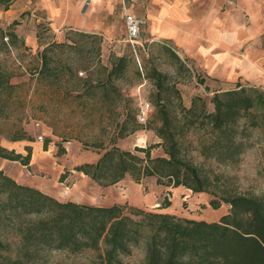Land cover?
Instances as JSON below:
<instances>
[{
  "label": "trees",
  "instance_id": "16d2710c",
  "mask_svg": "<svg viewBox=\"0 0 264 264\" xmlns=\"http://www.w3.org/2000/svg\"><path fill=\"white\" fill-rule=\"evenodd\" d=\"M13 1L0 0V5L6 9ZM14 24L16 20L5 29L0 24V51L7 50L8 45H14L19 38L11 29ZM78 34L97 43L90 50L97 57L94 69L102 67L105 71L101 82L97 79L93 83L91 75L83 80L84 85H90L86 94H97L104 111L110 115L121 102L124 119L114 129L109 148H104L102 141L92 142L94 148L104 149L97 161L79 164L73 170L103 186L116 184L126 174L137 183L154 176L157 184L208 193L210 207L219 208L226 203L228 211L218 220L207 221L132 208V215H140L135 219L119 204L60 201L36 187L17 182L0 169V264H44L49 250L80 252L101 246H104L103 264H131L121 257L130 255L132 247L143 236L145 260L138 264H264V194L241 192L234 176L217 171L211 164L235 166L248 146L249 130L255 127L264 130V88L237 82L232 88L215 91L210 98L213 109L209 110L201 96H194L189 106L184 105L175 80L156 68L149 69L146 77L155 89L150 95L154 110L152 118L146 121L147 128L154 130L159 141L135 146L134 150L123 149L116 145V139L141 128L137 122L140 106H131L130 100L113 82L125 78L130 59L125 55L112 56L107 69L100 63L102 38ZM63 44L46 43L40 53V70L50 69L47 63L52 58L47 53L53 46ZM10 77L8 69L0 62L1 116L5 111L4 94L13 85ZM77 81L82 80L77 78ZM193 130L207 132L196 145L188 139ZM8 139L32 141L24 131ZM153 147L161 148L163 154L152 156ZM32 148L25 145L23 155L0 145V157L29 166ZM192 151L202 158L200 163L194 160ZM65 175L66 172L60 175V181ZM169 205L165 199L160 207ZM8 226L21 239L13 256L2 237L8 232Z\"/></svg>",
  "mask_w": 264,
  "mask_h": 264
},
{
  "label": "rangeland",
  "instance_id": "374dc122",
  "mask_svg": "<svg viewBox=\"0 0 264 264\" xmlns=\"http://www.w3.org/2000/svg\"><path fill=\"white\" fill-rule=\"evenodd\" d=\"M37 1L19 0L18 4L32 8ZM150 1L133 0L128 5V2L124 0L127 6L126 12L131 13L134 9L136 12L132 11L133 14L142 16L139 7L146 6ZM190 3L195 10L203 8L200 0H190ZM139 4L141 5L137 8ZM29 8L18 19H34L31 15L33 8L31 10ZM115 8L113 12H107L109 18L112 17L109 20H106L105 14L102 16L100 13L95 14L93 19L101 21L102 28L93 27L87 32L70 29L63 25L58 30L52 29L45 18L40 19L36 23L37 46L29 47L22 44V38H17L14 45L9 44L7 50L0 51V62L8 69L11 75L10 83L13 84L4 94L5 111L3 116L0 115V140L10 141L8 136L24 131L32 141H23L27 142V146H32V153L33 151L35 153L34 164L29 166L0 157V169L17 182L36 187L60 201L71 200L105 206L119 204L123 206L126 214L135 219H138L140 215H132L130 212L132 208L159 212L158 208H161V204L166 199L174 210L171 214L197 220H218L222 214L227 213L228 207L226 212L221 214L223 211L219 209L221 206L212 208L209 201L204 205L191 204L190 198L184 201V195L176 205L169 200L172 196L171 189L165 190L167 187L165 184H157L154 176L145 177L139 184L142 185L143 191H149L150 195H155L154 200L158 204L136 206L128 200L118 198L119 194L124 196L126 186L115 190L112 188L117 183L108 186L99 185L82 172L73 170L79 164L97 161L104 149L94 148L91 146L92 142L102 141L104 148H109L114 129L124 119V108L121 102L114 107V112L110 115L104 111L97 94L96 96L86 94L90 85H84L83 80L91 75L93 83H96L97 79L101 82L104 78L102 72L105 71L102 67L98 69L99 71L94 69L97 57L90 50L96 47L97 43L78 32L94 34L102 38L100 63L107 69L111 65L112 56L125 55L130 59L125 78L115 79L113 82L130 100L131 106L141 107L145 103L151 105L147 120L152 118L154 110L150 95L155 89L146 77L147 71L152 68L170 75L175 80L176 86L181 91L183 104L186 106L190 105L194 96H201L206 102L207 109L211 110L213 105L210 103V98L213 93L232 88L237 82L264 88L244 77L230 82L224 78L208 76L191 61L180 57L179 50L169 41L150 39L153 37L149 36L147 22L142 25L143 29L140 33L142 45H133L128 41L124 14L121 17L117 14L119 4ZM218 11L222 20L237 17L248 22L247 9L239 8L234 0H221ZM35 15L41 17V12ZM14 28H16L15 24L11 26V29ZM57 34L60 38H56ZM261 37H264V33ZM4 40L9 42L10 38ZM51 42L64 44L53 46L52 51L47 53L52 58L47 63L50 69L40 70L42 66L40 53L46 43ZM163 46L171 48L172 51ZM77 78L82 81L78 82ZM137 122L141 128L125 137L117 138L116 145L123 149L134 150L135 146H148L159 141L154 130L147 128L148 121L140 122L137 119ZM102 127H104L103 130ZM206 135V130H193L188 134V139L196 145L197 141L205 138ZM39 136H42V139H39ZM46 142L47 149H44ZM246 142L248 146L235 166L217 165L213 162L211 164L217 171L234 176L241 192L262 195L264 194V130L261 127L251 128ZM19 147L22 150L21 154L25 155V145L22 148L21 145H15L12 149L18 152ZM192 153L194 160L200 163L202 158L196 151ZM162 154L159 147L151 149L152 156ZM64 172L66 175L60 181V175ZM124 178L128 182L133 181L129 174H126ZM205 194L209 196L208 193ZM194 195L195 193L192 196ZM146 233L147 231L144 230L143 235ZM2 237L9 244V254L15 255L21 239L9 226L8 232ZM145 242L146 239L143 236L141 241L132 247L131 254L122 256V260L131 264H138L145 260ZM103 256L104 246L99 249L87 248L80 252L53 249L45 253L46 263L44 264H103L105 259Z\"/></svg>",
  "mask_w": 264,
  "mask_h": 264
},
{
  "label": "crops",
  "instance_id": "0c3cea01",
  "mask_svg": "<svg viewBox=\"0 0 264 264\" xmlns=\"http://www.w3.org/2000/svg\"><path fill=\"white\" fill-rule=\"evenodd\" d=\"M18 1L14 0L6 9L0 5V24L6 27L16 20L14 31L29 47L37 46L36 23L40 19L45 18L52 29L58 30L63 25L87 32L93 27L102 28V22L93 19L95 14H105L106 20H109L112 17L109 18L107 12H113L118 4L119 17L127 10L124 0H38L36 5H32L33 9L27 7L32 9L34 19L23 20L18 17L27 8L19 5ZM126 1L129 5L133 0ZM200 1L203 8L199 10L193 8L190 0H151L146 6L139 4L137 8L141 5L139 8L142 12V16H137L142 20L140 33L142 25L147 22L149 36L153 37L150 39L169 41L179 50L180 57L191 61L208 76L224 78L230 82L244 77L264 86V37H261L264 33V0H234L239 8L247 9L248 22L237 17L222 20L218 11L221 0ZM132 11L136 12L133 9L129 14L136 16ZM38 12H41V17L35 15ZM56 38H60L59 34ZM0 144L11 149L15 145H21L22 148L27 142L0 140ZM17 151L22 153L20 147ZM34 154L33 151L30 165L34 164ZM121 186H126L124 196H118L121 200H128L136 206L158 204L154 200L155 195L143 191L139 183L132 180L128 182L123 178L112 189L119 190ZM168 189H171L172 195L169 200L176 205L182 195L184 201L190 198L191 204L204 205L210 201V195L200 192L192 196L194 193L184 186L165 187V190ZM227 207L226 203L221 205V214L226 212ZM158 211L174 212L171 203L167 207L158 208Z\"/></svg>",
  "mask_w": 264,
  "mask_h": 264
},
{
  "label": "built area",
  "instance_id": "2783aa9c",
  "mask_svg": "<svg viewBox=\"0 0 264 264\" xmlns=\"http://www.w3.org/2000/svg\"><path fill=\"white\" fill-rule=\"evenodd\" d=\"M124 16L126 21L128 41L133 43V45H142L140 39V24L142 20L137 16L129 14L128 12H125ZM150 106L151 105H149V103H145L140 107L139 113L137 115V119L140 122L146 121L148 112L150 111ZM39 139H42V136H39Z\"/></svg>",
  "mask_w": 264,
  "mask_h": 264
}]
</instances>
